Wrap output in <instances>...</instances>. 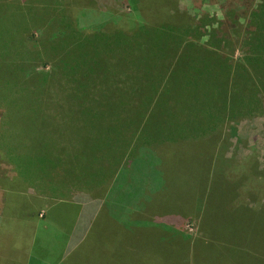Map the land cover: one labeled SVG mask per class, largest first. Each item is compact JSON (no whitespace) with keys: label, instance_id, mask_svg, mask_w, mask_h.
<instances>
[{"label":"trees","instance_id":"obj_1","mask_svg":"<svg viewBox=\"0 0 264 264\" xmlns=\"http://www.w3.org/2000/svg\"><path fill=\"white\" fill-rule=\"evenodd\" d=\"M222 15L0 0V146L54 199L93 191L71 264H264V156L245 168L225 152L231 123L264 117V0ZM108 186L121 209L162 212L118 223L99 203Z\"/></svg>","mask_w":264,"mask_h":264},{"label":"crops","instance_id":"obj_2","mask_svg":"<svg viewBox=\"0 0 264 264\" xmlns=\"http://www.w3.org/2000/svg\"><path fill=\"white\" fill-rule=\"evenodd\" d=\"M38 180L36 174L26 175L7 157L0 156V264H62L65 257L66 264H71L69 259L73 258L74 250L90 233L92 211L90 206L86 207L87 199H54ZM108 189L114 193L113 206L102 197L99 203H104L107 209L101 210L104 214L108 210L118 223L125 218L132 221L155 218L156 214L132 219V214L141 212L145 205L156 206L145 199L142 206L121 209L118 191L111 186ZM65 219L66 224L62 225Z\"/></svg>","mask_w":264,"mask_h":264},{"label":"rangeland","instance_id":"obj_3","mask_svg":"<svg viewBox=\"0 0 264 264\" xmlns=\"http://www.w3.org/2000/svg\"><path fill=\"white\" fill-rule=\"evenodd\" d=\"M258 0H179V6L181 9L188 10L192 14L199 15L202 12L206 13H216L219 18L223 17V12L229 10H236V13H244L246 9L253 5ZM126 4V12L130 15L136 14L133 12L134 10H130ZM86 16L83 17L82 24L85 23H92L94 20L93 11L91 8L85 9ZM104 14L106 17L110 15H115L116 12L108 9L105 13L103 10L96 11V14ZM121 17H115L116 20L120 19ZM224 18V17H223ZM84 22V23H83ZM225 30H229V26H223ZM238 55V53H236ZM2 110L0 109V122L2 121ZM0 128H3L0 126ZM227 140L228 142L225 143V152L226 157L232 163L240 164L246 168V165H251L254 161L256 163V167L261 168L264 156V117L257 116L251 119H243L234 123H231L229 128H226ZM6 149L3 146H0V156L3 158L7 157ZM136 193L139 191L138 185L134 187ZM83 191V190H82ZM81 191V196L83 200L88 199L89 193L91 190H84ZM89 191V192H88ZM93 192V191H92ZM92 192L90 195L92 196ZM105 195V194H104ZM103 195V199L108 201V204H112L114 200V193L109 189L106 192V196ZM77 198V196H76ZM79 198V197H78ZM162 210L157 207H152L150 204L144 206L141 212H134L132 214V219H139V218H148L153 216L154 214L161 213ZM57 217V216H56ZM53 221V220H52ZM66 219L62 222V225L66 224ZM55 222V220H54ZM53 222V223H54ZM153 222V221H150ZM57 225H61L60 222L56 220ZM151 231L153 228L150 227ZM183 235L193 237V231L190 229V226H186L185 229L182 231ZM62 238V237H60Z\"/></svg>","mask_w":264,"mask_h":264}]
</instances>
